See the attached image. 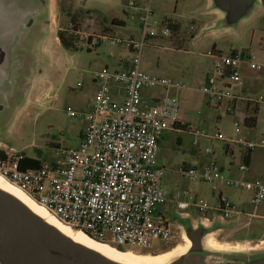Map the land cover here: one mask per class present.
Segmentation results:
<instances>
[{"label": "rangeland", "instance_id": "1", "mask_svg": "<svg viewBox=\"0 0 264 264\" xmlns=\"http://www.w3.org/2000/svg\"><path fill=\"white\" fill-rule=\"evenodd\" d=\"M206 3L207 0H52L51 16L48 14L45 23H39L42 32L23 37L17 44L16 49L25 48L23 67L17 64L14 66L17 71H10L16 98L6 122L0 125V150L5 153L12 148L41 163L51 164L58 159L62 149L75 148L81 140L87 124L83 113L89 110L96 90L94 73L104 66L110 70L117 68V61L126 54L125 47L115 44L110 38L104 42L100 38L93 39L89 43L86 36L103 33L119 39H139V12L132 10V4L138 7L148 5L153 11L151 19L159 24H166L167 20L178 23L176 36L147 39L139 65L148 75L180 85L168 90L161 86L142 90L143 99L148 103L151 96L161 97L166 93L178 100V121L183 127L164 130L157 145L158 159L164 167L161 184L168 197L158 209L171 222L173 236L159 250H121L131 252L133 258L142 254L165 255L171 248L181 245L183 240L180 237L185 233L179 219L182 211L188 213L187 219L193 226L207 218L209 221L204 220V225L210 230L202 238V247L209 256L205 258L193 253L188 256L187 263L221 261L233 255L264 252V199L252 204L251 192L219 183L223 195L239 212L230 218L220 219L215 209L217 192H213L209 184L190 180L180 171L183 165L199 166L215 160L226 176L264 182L262 147L251 151L248 170H237L244 152L237 141L264 139V8L254 3L247 14L230 28L217 30L214 22L211 27L202 28L213 18L216 22L222 15L221 11ZM71 18L80 21V31L85 34L81 32L75 37V47L63 48L57 33L68 31ZM113 19L120 20L121 24H113ZM212 46L223 53L243 51L248 57V61L238 66L241 83L231 85L228 92L238 96V101H252L249 108L258 107L253 127L242 122L243 116L253 115L251 110L245 113L241 107L235 113L228 111L227 98L219 107L213 106L208 95L200 90L206 74L212 71V58L208 56ZM16 55L14 49L11 60ZM20 67L24 73L19 79L16 74H19ZM217 133L224 138L214 137ZM226 145L229 151H226ZM183 191L197 194L209 208L205 211L193 206L178 208L176 194H179L177 199H183ZM211 231L218 242L229 248H207L205 238ZM244 244L258 245L259 248L240 251L233 247ZM163 245V241L154 240L151 249Z\"/></svg>", "mask_w": 264, "mask_h": 264}, {"label": "built area", "instance_id": "2", "mask_svg": "<svg viewBox=\"0 0 264 264\" xmlns=\"http://www.w3.org/2000/svg\"><path fill=\"white\" fill-rule=\"evenodd\" d=\"M131 8L139 12V39H119L103 33L86 36L89 43L93 39L104 42L110 38L115 44H122L126 54L117 61V68L110 70L104 66L94 73L96 90L89 110L83 113L87 124L78 146L62 149L51 164L41 163L26 169L20 168L22 154L10 148L0 158V176L61 222L94 240L115 248L159 250L171 240L173 226L158 209L168 197L161 184L164 167L158 159L157 145L164 130L180 128L181 124L174 95H153L148 103L142 90L154 86L168 90L180 85L140 69L141 51L147 39L170 36L171 32L166 24L151 19L153 11L148 5L132 4ZM73 34L78 36L81 31ZM208 56L212 58V71L206 75L200 90L208 95L213 106L219 107L224 98L228 102L238 100V96L228 91L231 85L241 83L238 66L249 60L246 54L236 50L223 53L212 48ZM227 110L232 111L230 103ZM214 137L224 138L220 133ZM237 142L244 152L264 148V139ZM237 170H248L243 156ZM180 171L190 180L209 184L217 192L215 209L220 219L230 218L238 211L223 195L219 183L251 192L252 204L264 199V182L226 176L215 160L199 166L183 165ZM176 195L180 209L209 208L197 194L183 191V199H177L179 194ZM154 240H161L164 245L151 249Z\"/></svg>", "mask_w": 264, "mask_h": 264}, {"label": "water", "instance_id": "3", "mask_svg": "<svg viewBox=\"0 0 264 264\" xmlns=\"http://www.w3.org/2000/svg\"><path fill=\"white\" fill-rule=\"evenodd\" d=\"M212 8L222 15L215 29L230 28L257 3L264 8V0H210ZM48 16V0H0V125L7 120L16 98L10 71L19 64L23 67L24 47L17 48L23 37L42 32L39 23ZM211 27V26H210ZM15 49L16 56L11 60ZM24 50V51H23ZM17 78H22L21 69ZM1 138V137H0ZM191 246L186 253L164 264H264V252L233 255L221 261L187 263L188 256L197 253L207 258L202 238L210 230L198 222L191 225L187 217L180 216ZM204 246V245H203ZM240 256V257H239ZM0 264H122L101 255L69 237L32 212L11 193L0 189Z\"/></svg>", "mask_w": 264, "mask_h": 264}, {"label": "bare ground", "instance_id": "4", "mask_svg": "<svg viewBox=\"0 0 264 264\" xmlns=\"http://www.w3.org/2000/svg\"><path fill=\"white\" fill-rule=\"evenodd\" d=\"M0 189L5 190L15 197H17L20 201H22L32 212L36 213L40 216L44 221L53 225L57 228L63 235L69 237L75 242H78L88 248H91L97 252H99L104 257L111 259L113 261L120 262L122 264H164L170 261L172 258L177 257L183 253H186L191 246V241L187 237L185 233L181 234V239L183 240L181 245H177L176 247L171 248L169 253L161 256L160 255H150V254H142L139 258H133L130 256L131 252L128 253L123 252L107 243L94 240L87 236L80 230L73 229L69 225L61 222L54 215L49 213L42 205L36 203L30 197H28L22 190H20L17 186L12 185L7 182L2 176H0ZM264 242V241H262ZM206 247L212 250H226L229 248L228 246L222 245L216 238L214 237V232L211 231L207 234L205 238ZM258 245L248 246V245H235L237 250L240 251H254L259 247Z\"/></svg>", "mask_w": 264, "mask_h": 264}, {"label": "trees", "instance_id": "5", "mask_svg": "<svg viewBox=\"0 0 264 264\" xmlns=\"http://www.w3.org/2000/svg\"><path fill=\"white\" fill-rule=\"evenodd\" d=\"M70 21H72L71 25H70V29L68 31H64L63 33L61 31H58L57 36L59 39V42L61 44V46L63 48H71V47H75L74 42H75V37L76 35L73 34L74 31H78V25L76 23H73V20L70 19ZM167 27L169 28L170 32H171V36H176L179 30V25L178 23L171 21V20H167L165 21ZM113 24H121V22L116 21L115 19L112 20ZM239 100V99H238ZM238 100H231L229 103L231 105L232 111L233 113L237 112L238 109H243V111L246 113L248 112V110H251L253 112V115H249V116H243L242 122L245 126L247 127H253L256 123V117L255 114L258 111V107L254 106L252 108L250 107V100L247 99H242L240 101ZM240 102H241V106H240ZM180 127H183L182 125ZM250 153L251 151H246L244 152L243 155V159L244 161L247 163V165L249 164V158H250ZM4 156V151L0 150V158ZM41 164V162L38 159L35 158H31L25 155H22V159L20 160V168L22 169H26V168H36ZM119 250H125L124 248H120V247H116Z\"/></svg>", "mask_w": 264, "mask_h": 264}, {"label": "crops", "instance_id": "6", "mask_svg": "<svg viewBox=\"0 0 264 264\" xmlns=\"http://www.w3.org/2000/svg\"><path fill=\"white\" fill-rule=\"evenodd\" d=\"M210 3H211V1L210 0H207V3H206V5H208V6H210ZM51 13H52V0H48V14L51 16ZM221 18V17H220ZM72 20H73V23H76L77 25H78V30H80V28L82 27V25H81V23H80V21L77 19H74V18H71ZM116 21H120V20H117V19H115ZM121 22V21H120ZM213 22L215 23V21H214V18H213V20H211V22H209V23H205L203 26H202V28H204V27H206V28H208L209 26H211L210 24H213ZM71 23H72V21H70V25H71ZM92 23V24H91ZM90 25L92 26L93 25V22L92 21H90ZM226 29H228V28H226ZM82 32V31H81ZM82 34H85L84 32H82ZM79 36V35H78ZM212 48L213 49H215V50H218V51H220L219 49H216L214 46H212ZM211 48V49H212ZM208 74V73H207ZM206 74V75H207ZM206 77V76H205ZM180 124H181V122H180ZM182 125V124H181ZM226 151H229V146L228 145H226ZM206 163V162H205ZM202 164H204V163H202ZM201 164V165H202ZM249 165V164H248ZM249 167V166H248ZM187 215H188V213L186 212V211H182V213H180V216H182V217H187ZM204 220L207 222V221H209L207 218H203L202 220H200L199 222H201V223H203V224H205V222H204Z\"/></svg>", "mask_w": 264, "mask_h": 264}, {"label": "flooded vegetation", "instance_id": "7", "mask_svg": "<svg viewBox=\"0 0 264 264\" xmlns=\"http://www.w3.org/2000/svg\"><path fill=\"white\" fill-rule=\"evenodd\" d=\"M240 257V256H239Z\"/></svg>", "mask_w": 264, "mask_h": 264}]
</instances>
